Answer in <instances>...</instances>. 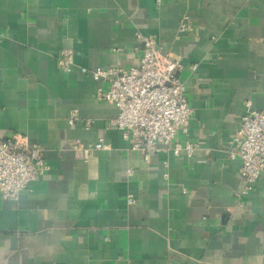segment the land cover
<instances>
[{
	"label": "crops",
	"instance_id": "0c3cea01",
	"mask_svg": "<svg viewBox=\"0 0 264 264\" xmlns=\"http://www.w3.org/2000/svg\"><path fill=\"white\" fill-rule=\"evenodd\" d=\"M137 31L181 60L191 159L133 150L81 71L138 65ZM249 108L264 112V0H0V138L25 136L50 166L17 200L0 194V264H264V170L241 194L230 156ZM101 138L110 151L73 150Z\"/></svg>",
	"mask_w": 264,
	"mask_h": 264
},
{
	"label": "built area",
	"instance_id": "2783aa9c",
	"mask_svg": "<svg viewBox=\"0 0 264 264\" xmlns=\"http://www.w3.org/2000/svg\"><path fill=\"white\" fill-rule=\"evenodd\" d=\"M178 29L182 35L194 31L188 15L181 17ZM136 38L141 42L138 65L93 70L82 67L81 71L105 85L100 88L99 95L119 110L109 125L117 128L124 139L132 141L133 150L141 152L145 158L166 151L191 159L196 146L189 141L176 140L179 131L188 134L192 114L185 85L178 75L182 69L181 60L171 53L164 54L152 35L137 31ZM73 65V50H62L58 66L70 72ZM72 119L74 123L79 121L77 111L73 112ZM90 126L91 122L87 121L86 127ZM231 144V158L238 157L242 161L244 190L241 194H247L264 170V112L249 108L242 115ZM111 149V144L103 138L87 146L79 140L73 144V150L81 155ZM49 170L41 145L31 144L18 134L0 138V194L4 199L17 200L20 192L38 180L41 172ZM164 177L168 179V172ZM127 202L134 203V197L129 196Z\"/></svg>",
	"mask_w": 264,
	"mask_h": 264
}]
</instances>
